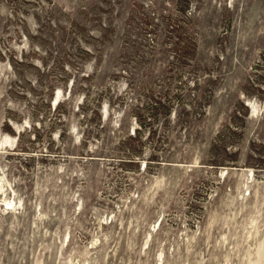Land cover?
Returning <instances> with one entry per match:
<instances>
[{
	"label": "rangeland",
	"instance_id": "374dc122",
	"mask_svg": "<svg viewBox=\"0 0 264 264\" xmlns=\"http://www.w3.org/2000/svg\"><path fill=\"white\" fill-rule=\"evenodd\" d=\"M0 264H264V0H0Z\"/></svg>",
	"mask_w": 264,
	"mask_h": 264
}]
</instances>
